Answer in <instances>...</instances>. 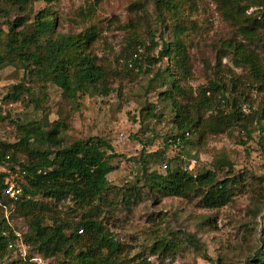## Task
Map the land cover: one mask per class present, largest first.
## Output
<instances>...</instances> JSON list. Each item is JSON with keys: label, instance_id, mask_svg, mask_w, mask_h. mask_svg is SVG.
I'll return each mask as SVG.
<instances>
[{"label": "trees", "instance_id": "1", "mask_svg": "<svg viewBox=\"0 0 264 264\" xmlns=\"http://www.w3.org/2000/svg\"><path fill=\"white\" fill-rule=\"evenodd\" d=\"M37 1L49 3L53 0H0V11L6 8L28 15ZM248 1L216 0L221 17L233 28L234 36L220 42L214 55V65L211 67L207 63V75L195 92L185 84L190 73L188 48L191 42L184 40L189 28L183 22L184 9H191L193 1H145L157 27L156 30H146L151 45V48L147 46L148 51L158 47L155 41L158 30L162 42L158 58L148 53L147 70L143 72L151 75L147 78L145 92L156 93V98L152 102L147 101L134 120L155 134L153 127L152 130L146 129L150 127L147 120L161 118L162 114L156 116L155 108L156 104H164L171 113L169 123L173 131L164 137L165 147L194 148L206 136L223 134L235 126L248 136L255 130L264 131V1ZM139 3L133 6L144 13L146 9ZM251 7L259 9L248 12ZM50 15L49 9H43L32 22L20 18L8 24L5 34L0 36V66H18L25 76L49 81L61 91V99L67 104H73L81 95H109L107 71L91 50L97 35L95 29L89 28L73 35L57 34L55 20ZM144 21L139 17L135 25L141 27ZM134 37L137 41L136 35ZM136 43L145 44L141 41ZM226 56L234 65L246 70L248 87L261 95L255 106L250 99L241 98L242 93H236V81L240 83L241 78H230L229 85L224 84L220 66ZM155 63L161 66L151 74L150 67ZM133 64L137 66L138 60ZM138 67L141 69L140 64ZM23 90L29 91L21 82L13 86L12 92L4 99L16 102ZM16 128L18 134L14 142L0 139V168H6L23 179L19 186L21 195L11 203L3 196L9 173L0 171V264H30V253L53 264H126L132 261L129 258L130 247L116 240L99 218V210L111 191L106 176L112 171L111 161L117 157L112 146L101 137L76 139L66 145L62 137L66 124L59 121L18 122ZM133 137L143 144L142 163L145 166L147 157L163 163L160 173H148L143 168L136 183L147 193L161 198L197 201L198 207L217 209L231 202L238 186L243 187L242 176L235 174L232 164L223 157L212 161L218 171L227 168L222 176L214 168L190 170V161L198 158L195 153L186 152L184 157L187 160L178 156L167 158L162 150L145 153L148 142L143 143L138 134ZM20 157L24 161L20 162ZM177 160L179 164L172 167ZM140 188H128L127 195L123 194L124 204L135 203L139 199ZM252 193L249 211L254 219L261 214L264 226V189L258 187ZM66 200L74 207L71 213L81 211L75 223L62 218L55 209L56 204ZM48 201L56 204L51 207ZM9 210H13L26 226V231L20 235L28 247L29 254L25 259L15 247L8 248L17 240L5 218ZM181 233L182 238L171 232L167 237L160 236L154 240L148 253L157 256L158 264H163L166 258L173 259L188 246H197L192 235ZM262 234L264 238V231ZM13 251L17 260H7ZM245 259L248 261L244 264H264V250L249 253ZM137 263L153 264L147 257L140 258Z\"/></svg>", "mask_w": 264, "mask_h": 264}, {"label": "rangeland", "instance_id": "2", "mask_svg": "<svg viewBox=\"0 0 264 264\" xmlns=\"http://www.w3.org/2000/svg\"><path fill=\"white\" fill-rule=\"evenodd\" d=\"M145 1H37L28 15L6 8L0 11V36L5 34L9 23L20 18L32 22L43 9H49L50 17L55 20L54 29L57 34H80L94 28L97 35L91 50L98 63L107 71V82L111 90L107 96L86 94L79 96L73 104H67L61 99V91L49 81L25 76L23 69L18 66H0V139L14 142L18 134V122L26 124L45 119L66 124L62 134L66 145L76 139H105L117 157L111 161L112 171L106 176L111 191L106 196L107 202L99 210V218L105 222L116 240L130 247L129 258L132 261L126 264H138L142 257L158 264L157 256L148 253V249L156 238L167 237L171 232L179 238H182L181 232L192 235L197 246L186 247L175 254L173 259H164L163 264H244L248 261L246 255L264 250L263 216L259 214L254 219L249 211L252 190L258 187L264 189V131L255 130L248 136L235 126L223 134L206 136L194 148L165 147L164 137L173 131L169 123L171 113L162 103L156 104L155 108L156 116L162 114V117L147 120L150 127L146 129L152 130L153 127L155 134L140 127L134 117L147 101L152 102L156 98V93L145 92L147 78L151 76L143 73L147 70L146 57L150 53L151 57L158 58L162 42L158 30L155 37L158 47L154 51L150 49L152 52L148 51L147 46L151 48V45L146 30H156L157 27L150 15V6ZM192 1L193 7L183 12L184 25L189 28L184 40L191 42L188 48L190 73L185 84L191 92H195L207 75V63L211 67L214 65V55L220 42L232 38L234 30L221 17L216 0ZM258 1L264 0L248 2ZM136 2H140L146 9L145 14L133 6ZM258 9L251 7L248 12ZM139 17L145 20L141 27L135 25ZM139 41L145 44L138 45L136 42ZM134 60H138L141 69L133 64ZM159 66L155 63L150 67L151 74ZM220 72L226 86L230 78H241L240 83L236 81V93H242L241 98L250 99L254 106L258 104L261 95L254 88L248 87L250 85L246 82L244 68L234 65L230 57L226 56L221 60ZM21 82L29 91L23 90L16 102L5 100L4 97L12 92V87ZM137 134L143 143L148 142L145 153L162 150L167 158L178 156L184 160H187L184 157L186 152L195 153L198 161L195 160L192 169L217 170L212 161L223 157L232 164V171L242 176L243 187L238 186L231 202L217 209H203L196 205L197 201L161 198L147 193L136 183L143 168L148 173H160L163 163L152 157L146 158V166L142 163L143 144L133 137ZM19 161H24V158L20 157ZM176 163L179 164V161H175L172 167ZM222 169L217 170L221 176L227 171L226 167ZM0 171H3L2 168ZM12 179L18 187L23 183L18 175L13 174ZM132 186L140 188L141 193L135 203L126 205L123 194L127 195V189ZM49 204L53 207L56 203L52 201ZM56 205L57 214L69 222L75 223L80 218V210L75 214L70 212L74 207L69 200ZM6 216L15 232L21 235L26 231L24 221L13 211H8ZM28 254L27 250L25 255ZM8 258L17 260L16 252L9 253ZM46 262L53 264L50 260Z\"/></svg>", "mask_w": 264, "mask_h": 264}, {"label": "built area", "instance_id": "3", "mask_svg": "<svg viewBox=\"0 0 264 264\" xmlns=\"http://www.w3.org/2000/svg\"><path fill=\"white\" fill-rule=\"evenodd\" d=\"M194 163L195 160L190 161V165H189L190 170L194 166ZM2 170L3 172L9 173V176L5 179V188L3 189V196L11 203L15 202L16 200L19 199L21 195V189L20 187L15 185V182L12 179L13 174H11L10 171L6 170L5 168H2ZM9 211H13V210H9ZM6 213H5V218L8 221V224L10 225L9 218L8 216H6ZM14 235L16 236L17 240L14 244H9L8 248L13 249L15 247L16 252L19 253L23 259H25L26 257L25 254L26 251L28 250V247L25 244H23V242L21 241L20 234L14 231ZM28 262L30 264H48L45 260H43L40 256L36 254H31V256H29L28 258Z\"/></svg>", "mask_w": 264, "mask_h": 264}]
</instances>
